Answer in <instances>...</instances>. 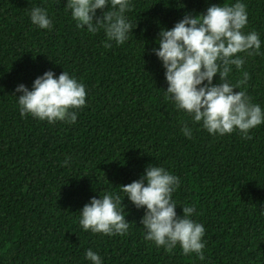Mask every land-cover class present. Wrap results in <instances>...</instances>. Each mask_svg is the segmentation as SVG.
Instances as JSON below:
<instances>
[{"label": "trees", "instance_id": "1", "mask_svg": "<svg viewBox=\"0 0 264 264\" xmlns=\"http://www.w3.org/2000/svg\"><path fill=\"white\" fill-rule=\"evenodd\" d=\"M233 2L134 0L133 33L105 48L103 31L75 27L67 0H0V264H91L88 249L103 264H204L179 246L166 252L143 238L144 212L119 187L148 165L180 178L176 212L196 208L207 264H264V124L250 130L251 139L209 135L165 98L164 69L151 51L161 26L171 29L185 12ZM243 2L245 31L259 34L264 51V0ZM32 6L48 11L51 31L31 24ZM48 70L57 76L65 70L84 84L87 106L75 124L21 116L17 85L31 90ZM243 70L250 79L234 91H246L264 109V56L247 57ZM241 78L233 68L230 82ZM66 157L70 163L62 166ZM109 192L121 197L128 233L85 232L79 211Z\"/></svg>", "mask_w": 264, "mask_h": 264}, {"label": "clouds", "instance_id": "2", "mask_svg": "<svg viewBox=\"0 0 264 264\" xmlns=\"http://www.w3.org/2000/svg\"><path fill=\"white\" fill-rule=\"evenodd\" d=\"M133 8L134 0H67L66 6L77 29L90 34L103 31L105 48L123 45L129 39L134 28L128 13ZM28 15L38 29L52 30L53 22L45 8L32 6ZM247 26L248 12L243 0L210 4L200 14L185 12L171 29L161 26L157 46L151 50L164 69L165 98L209 135L239 132L242 138L251 139L250 130L264 124V109L253 103L246 91H234L250 79L243 70L246 58L264 56L259 34L245 31ZM233 68L242 77L236 84L229 80ZM217 75L219 81L214 82ZM15 92L20 94L14 97L22 117L29 115L49 124H75L79 110L87 106L84 84L65 70L58 76L52 70L45 71L33 81L31 90L19 84ZM181 131L186 138H192L189 127L184 126ZM69 163L70 158L66 157L62 166ZM180 184V178L171 171L148 165L138 180L119 189L124 200L143 210L140 223L146 241L166 252L179 246L183 255H194L207 264L206 230L193 219L198 215L196 208L179 206L183 215H177L173 193ZM122 204L121 197L111 192L93 197L79 211L81 228L108 237L126 235L132 223L126 220ZM84 256L91 264H103L102 257L91 249Z\"/></svg>", "mask_w": 264, "mask_h": 264}]
</instances>
